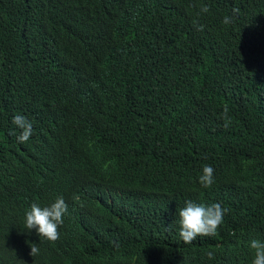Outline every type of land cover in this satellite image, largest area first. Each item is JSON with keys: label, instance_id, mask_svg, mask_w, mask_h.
<instances>
[{"label": "trees", "instance_id": "16d2710c", "mask_svg": "<svg viewBox=\"0 0 264 264\" xmlns=\"http://www.w3.org/2000/svg\"><path fill=\"white\" fill-rule=\"evenodd\" d=\"M15 115L32 123L25 143ZM58 196L49 242L25 213ZM189 200L226 210L215 236L181 240ZM252 239L264 0H0V264H252Z\"/></svg>", "mask_w": 264, "mask_h": 264}, {"label": "clouds", "instance_id": "9594fccd", "mask_svg": "<svg viewBox=\"0 0 264 264\" xmlns=\"http://www.w3.org/2000/svg\"><path fill=\"white\" fill-rule=\"evenodd\" d=\"M203 13L210 11L207 5L201 7ZM237 11L236 9L233 10ZM231 18L226 16L223 23L228 24ZM203 25L199 26V30H203ZM228 107L223 109V118L228 120ZM13 124L20 129L17 140L25 143L33 134V126L26 117L15 115ZM214 169L211 166H204L202 174L199 176V184L202 188H211L214 184ZM68 205L62 196H58L49 206L41 207L37 203H32L30 210L25 213L24 227L27 231L36 230L38 236L49 242H55L59 239V227L63 225L64 215L67 213ZM225 209L219 203L211 205L197 204L191 200L186 201L185 207L179 211V236L185 244L193 243L198 237L215 236L218 228L223 223ZM233 235H235L233 233ZM30 255L33 257L39 253L36 244L30 245ZM250 248L254 250V259L252 264H264V242L258 239L250 241ZM211 258L213 253L208 252Z\"/></svg>", "mask_w": 264, "mask_h": 264}]
</instances>
